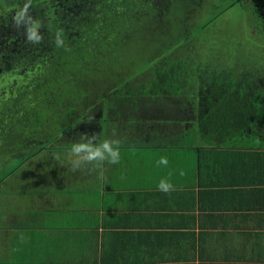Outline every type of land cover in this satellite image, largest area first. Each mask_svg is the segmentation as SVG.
Returning <instances> with one entry per match:
<instances>
[{
  "label": "crops",
  "instance_id": "obj_1",
  "mask_svg": "<svg viewBox=\"0 0 264 264\" xmlns=\"http://www.w3.org/2000/svg\"><path fill=\"white\" fill-rule=\"evenodd\" d=\"M190 101L107 122L94 150L119 158L100 175L86 162L84 176L16 177L0 264H264V131L207 142Z\"/></svg>",
  "mask_w": 264,
  "mask_h": 264
},
{
  "label": "trees",
  "instance_id": "obj_2",
  "mask_svg": "<svg viewBox=\"0 0 264 264\" xmlns=\"http://www.w3.org/2000/svg\"><path fill=\"white\" fill-rule=\"evenodd\" d=\"M226 1L230 8L244 5L242 0ZM251 2L248 13L250 22H247V26L254 23L259 31L257 35L260 36V31L264 29V0ZM183 4H186L185 0H45L42 6H37L38 9L30 8L34 10L38 24L42 27L41 32H38L41 39L33 42L25 36L23 42L26 54L16 59L8 73H0V93L5 91L4 96H0V105L4 108L2 113L5 114L0 117V132H14L10 122L6 120L11 116L10 111L6 109L13 106V112L21 106L23 115L28 113V118L25 117L17 124L13 121L18 127L15 131L20 128L29 129L30 133H26V136L38 139V143L39 140L42 141L43 146L33 151L28 139L27 143L22 145L27 146L28 153L17 157H22V164L11 172L10 167L3 168L10 173L0 179L1 206L5 194L11 191L21 194L19 187L14 186L11 190L10 182L7 185L6 181L15 171L23 169V163L29 160L32 161V167L27 169V172L32 174L30 179L77 174L84 176L86 162L93 165V176L100 175V160L84 159L85 153L95 147L91 142L77 143L74 133L70 134L71 127L81 130L86 121L92 119L93 124L97 125L95 129L101 131L107 122L128 118L134 110L145 106L143 102L150 99L189 98V106L198 111V131L202 135L207 134V142L227 143L230 139L235 140L233 142L238 145H243L245 143L240 142L246 138L248 131H264V84L259 88V70L256 68V62L255 66L252 65L254 61L248 62L251 66L246 68L240 65L241 69L235 74L237 68L234 69L233 66L228 71L207 68V61L202 63V57L194 60L190 57L188 63L171 58L172 51L186 39L168 42L166 36L170 34L164 29L161 31L160 23H156V19L158 17L165 25L168 24L174 34L178 31L174 25L179 29L183 26ZM39 9L42 10L41 14L38 13ZM175 19L176 24L173 22ZM211 20L204 28L210 25ZM154 23L158 27L154 32H161L160 37L162 35L166 39L163 41V51H158L162 42H155L158 48H154L157 45L150 43L148 47H153L154 50L147 49L140 54L138 49H142V42L139 43L138 39L146 35H142V29ZM200 31L201 29L194 32V36L201 35ZM145 38L153 40L149 35ZM57 39L62 41L59 46ZM152 52L153 56L148 54ZM142 54L146 55L148 60L138 61ZM136 61L141 63L142 67L131 68L132 63ZM99 67H106L102 73H109V76L125 67H129L131 73L125 80L118 79V83L105 95L103 92V95L95 97L96 100L93 99L91 105L86 108L90 115L97 106L91 119H86L84 115L88 114L84 112L72 124L63 128L61 135L50 140L48 138L46 143H43L42 138L34 137L31 131L49 125V117L55 124L62 121V126L65 124L63 120L68 122L72 118L76 107L80 106L79 100L75 99L74 105L68 106L62 113L58 111L63 105L61 100L76 93L85 95L78 88L84 90L88 87V79L96 76V79H99ZM77 81L83 87L79 85L80 87L75 88L74 82ZM77 133L79 131L75 132ZM16 143L19 144L17 141ZM61 145L63 147H60ZM76 148L81 151L74 152ZM14 157L16 156L11 158ZM76 161H79L77 166L74 163ZM3 219L4 215L0 214V226L3 225ZM0 236L3 237V233H0Z\"/></svg>",
  "mask_w": 264,
  "mask_h": 264
},
{
  "label": "rangeland",
  "instance_id": "obj_3",
  "mask_svg": "<svg viewBox=\"0 0 264 264\" xmlns=\"http://www.w3.org/2000/svg\"><path fill=\"white\" fill-rule=\"evenodd\" d=\"M45 0H0V19H4L9 15L10 13H14L15 11L19 13L20 9L23 7H29V10L26 11L28 12L27 14L25 13V16L23 18V26H24V32H23V38L27 36V30L30 26L33 24H38V17H35L34 13H32L33 10L30 9L33 8L38 9L37 6H42L43 2ZM186 4H183V10L184 14L183 16V26L181 29L177 25L176 28H178V31H176L174 34L171 33L170 28L168 27V24L165 25L163 20L161 21L158 17L156 19V23H160V28L161 31L164 29L168 34L166 36L168 37L167 39L168 42H177L181 38H185L186 40L176 47L174 51H172V57L174 60H183L184 62H190V57L192 60L195 58L202 57L203 60L202 63L207 61V65L209 67L207 68H215L219 70H226L228 71L231 66L234 67L235 74L238 73V71L241 69L240 65H243L244 68L247 66H251L250 61H254L252 63L253 66H255V62L257 63L256 68L259 70L258 74V83H259V88L262 87V84H264V32L260 31V36L257 35L259 32L255 28V24H251L247 26V22H250L248 18V13H249V6H252L251 0H242L244 5L240 6H235L233 8L228 7V4L226 3V0H185ZM214 5V6H213ZM167 10L166 8H164ZM18 16V15H17ZM181 16V19H182ZM214 18L213 20H211ZM180 19V20H181ZM211 20L209 23L210 25H207L206 28L204 26L206 23ZM254 18H252V21ZM174 24H176V19L173 21ZM39 25V24H38ZM165 25V27H163ZM42 27L37 28V30L41 29ZM142 29V35L145 33L146 35L142 36V38L138 39V42L141 43L142 49H138V52L140 54L147 49H153V47H148L150 46L149 44L152 43L155 44V42H162L160 43L161 49L158 48V51H163L162 48L165 46V41L164 36L161 35V32H154L155 28H158L155 23L154 24H149V27L145 26ZM191 29V30H190ZM201 29L200 34L198 36H194V32L197 30ZM190 31V32H189ZM193 36H191V34ZM20 35V32L19 34ZM150 36L152 39L145 38L146 36ZM22 37V34H21ZM152 40V41H148ZM196 42V43H195ZM167 43V42H166ZM172 43H169V45ZM168 45V43H167ZM211 47H210V46ZM167 50V49H164ZM142 51V52H141ZM168 51V50H167ZM166 51V52H167ZM170 52V51H169ZM149 55H154V52L148 53ZM203 54V55H202ZM209 56V58H208ZM0 63L1 60L3 61L1 69L4 70L5 73L9 72V69L13 67V63L11 62L13 60L12 56L9 55L7 56L5 50L2 51L0 54ZM18 58V57H17ZM140 62H144L148 60L146 55H140L139 59H137ZM136 61L135 63H132L131 68L133 67H142L141 63ZM247 62V63H246ZM138 64V65H137ZM212 67V68H211ZM242 67V66H241ZM239 68V69H238ZM106 67H99V74L100 78L96 76V78L93 79H88L89 84H87L88 87H85L83 90L82 88H78L80 91H83L85 95L80 96L79 93H76L73 96H66L63 97L61 100L62 106L60 107L61 109H58L59 112H64L63 110L66 109L68 106H73V102L76 100H79L80 106L76 107L75 111L76 113L72 116L69 121H64L65 123L63 126L61 125L62 121L58 123H54L52 118L49 117L50 124L45 125V126H40V128L35 129L34 131H31V133L34 134L35 136H38L39 138L43 139V143H46L47 139L49 140L51 138H55V136L61 135V130L63 128L68 127L70 124H72L73 121H75L77 118H79V115L84 114L86 112L89 115V111H87L86 108L91 105V102L96 100V96L104 95L105 93L114 87L118 83V79L125 80L127 77L130 76L131 69L129 67L121 68L120 70L113 72L108 75L106 73H102L103 70H106ZM247 70H252V69H247ZM98 72V71H97ZM109 76V77H107ZM144 76V75H143ZM256 79V78H255ZM76 84L75 88L82 86L80 82H74ZM80 85V86H79ZM83 87V86H82ZM1 97L4 96L5 91L3 90L0 93ZM18 106V105H17ZM100 107V106H99ZM3 106L0 105V117L5 116L4 113H2ZM97 109V106L93 108V112ZM13 106L10 108H7L6 111H10V117L9 119H6L7 121L10 122V127L12 129V133L8 134H2L0 132V179L4 177V175H8L15 167L18 165L22 164L20 161L21 158H17L19 155H26L28 153L27 146H22L25 145L29 139L30 141V146L32 145L31 150L36 151L37 149H40L43 144L42 141L34 138H30L29 136H26V133H30L29 129H23L20 128L19 130L15 131V128H18L15 123L23 121L25 117L28 118V113H25L26 115H23L22 113V107L20 106L19 108L15 109L13 111ZM91 113L86 119L92 118L94 113ZM21 113V114H20ZM19 114V115H18ZM23 115V117H22ZM20 119H19V117ZM16 118V120H15ZM83 119V117H82ZM15 121V123L13 122ZM14 123V124H13ZM92 119L90 121H86L85 125H83L80 129L81 130H75L73 127H71V133L68 131V133L73 134L74 137L78 140L77 143L80 142L82 144V141L86 142H91L92 144H99V138H100V130L95 129L97 128L96 124H93ZM2 122H0V125ZM42 127V128H41ZM85 127V128H83ZM82 128L84 129L82 131ZM76 131H79V133L75 134ZM73 132V133H72ZM25 136V137H24ZM70 136V135H68ZM67 136V137H68ZM16 141L19 143L17 144ZM58 146V145H57ZM54 147V145H53ZM60 147H63L62 145ZM16 156L14 158H11L12 156ZM79 159V158H78ZM83 158H80V160ZM92 165V164H91ZM5 167H10V172H6ZM32 167V161H26L23 163L22 168L19 169L18 171H15L13 175L10 176L9 181L11 185V189L14 188V181L16 177H22L25 181L29 180L30 177H32L31 173L27 172V169ZM90 168V167H89ZM88 168V169H89ZM90 170V169H89ZM80 172V171H79ZM19 174V175H18ZM82 174V172H80ZM35 179V177L33 178ZM16 183L15 187L16 188H21ZM0 203H1V194H0ZM3 204L6 203V198L4 197V202ZM1 209V208H0ZM1 211V210H0Z\"/></svg>",
  "mask_w": 264,
  "mask_h": 264
},
{
  "label": "flooded vegetation",
  "instance_id": "obj_4",
  "mask_svg": "<svg viewBox=\"0 0 264 264\" xmlns=\"http://www.w3.org/2000/svg\"><path fill=\"white\" fill-rule=\"evenodd\" d=\"M252 4V2H251ZM31 8V7H30ZM26 9V11L29 9V7H23L20 9L23 10ZM19 11V12H20ZM26 14L28 12H25ZM34 13V10L32 11ZM38 13L41 14L42 10H38ZM18 13L15 11L14 13H10L5 17L4 19H0V54L2 51L5 50L7 56H12L13 60L12 63H16L17 57H22L23 54H26V50L24 48V42L25 38H23V32H24V26H23V19L20 20L18 23ZM38 22V21H37ZM264 31V29H262ZM20 32V35H18ZM41 32V29L37 30V33ZM22 34V37H21ZM1 59V57H0ZM3 64V61L1 60L0 63V73H4V70L1 69Z\"/></svg>",
  "mask_w": 264,
  "mask_h": 264
},
{
  "label": "clouds",
  "instance_id": "obj_5",
  "mask_svg": "<svg viewBox=\"0 0 264 264\" xmlns=\"http://www.w3.org/2000/svg\"><path fill=\"white\" fill-rule=\"evenodd\" d=\"M25 12L26 9L21 10L18 13V20L17 22L19 23L20 20H22L25 16ZM39 27L38 24H33L32 26H30L27 30V38L30 41L33 42H37L41 39V37L38 35L37 33V28ZM57 45H61L62 41L60 39H57L56 41ZM81 151L80 148H76L74 149V152L79 153ZM109 159L110 163H117L118 162V158H119V153L117 150H115L110 144L105 143L102 147V149H97L94 151H89L88 155L86 157H84V159L88 160V161H92V160H100L103 161L105 159ZM166 163V161H164ZM76 165L79 164V161L74 162Z\"/></svg>",
  "mask_w": 264,
  "mask_h": 264
}]
</instances>
